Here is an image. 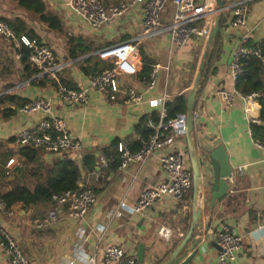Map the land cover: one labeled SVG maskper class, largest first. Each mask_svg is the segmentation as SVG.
<instances>
[{
    "label": "crops",
    "instance_id": "crops-1",
    "mask_svg": "<svg viewBox=\"0 0 264 264\" xmlns=\"http://www.w3.org/2000/svg\"><path fill=\"white\" fill-rule=\"evenodd\" d=\"M38 1L44 7L42 14L23 7L20 0H0V21L11 26L17 36L46 44L58 66L51 74L39 73L29 63L17 59L14 50L0 38V189L7 192L11 185H19L33 190L56 162L69 158L81 167L83 158L90 156L95 160L94 170H82L78 187L89 184L97 201L80 219H68L65 210L51 202L36 206L19 203L9 208L11 216L0 212V226L11 235L30 264H83L79 252L92 256L96 264H105L103 252L111 246L135 256L138 264H161L189 231L192 193H188L182 203L165 199L134 214L129 208L139 195L165 179L160 154L120 171L109 167L102 152L114 142L125 143L130 151L138 150L144 141L146 123L158 119L166 104L181 97L187 106L199 64L213 47L206 52L207 38H195L177 49L167 34L138 40L142 31L139 5L131 6L106 25L93 28L77 14L71 0ZM99 1L105 7L129 2ZM212 1L217 6L216 0ZM222 1L224 7H228L238 0ZM249 7L246 23L241 28L230 25V10L223 12L217 50L213 58L210 55L196 96L194 112H200V118L194 121L195 128L212 138H220L232 177L226 180L227 196L215 202L212 209L209 208L210 197L200 198L202 239L188 264H216L219 250L211 243L216 244L223 224L234 228L241 237L235 264H264V151L254 146L244 102L236 98L232 106L227 107L217 95L221 90L236 91L230 63L240 38L247 36L250 45L264 41V0H252ZM173 13L168 0L160 23L169 24ZM116 45L132 50L138 61L133 68L122 66L117 81L121 88L141 94V104L125 105L123 94L110 103L104 95L94 91H89L86 107L57 98L58 85L87 90L90 78L111 64V57L103 54V50ZM152 65H159L160 69L156 87L147 92L142 81ZM38 98L49 100L54 116L64 121L69 134L81 144L82 157L49 154L14 143L20 131L40 118L39 114L21 116L18 109ZM255 103L259 116V105ZM174 148L184 154L189 163L185 137L176 138ZM10 159L14 160V165L10 167L9 176H5V164ZM121 203L126 210L118 221L114 214ZM50 211L56 213V221L37 228ZM161 227L170 230L168 240L157 235ZM80 232L81 238L78 237ZM0 264H5L2 251Z\"/></svg>",
    "mask_w": 264,
    "mask_h": 264
},
{
    "label": "built area",
    "instance_id": "built-area-1",
    "mask_svg": "<svg viewBox=\"0 0 264 264\" xmlns=\"http://www.w3.org/2000/svg\"><path fill=\"white\" fill-rule=\"evenodd\" d=\"M252 0H238L224 7V11H231L230 25L233 28H241L245 25L250 11L249 4ZM77 14L93 28H100L115 18L121 17L134 5L142 8V31L138 40H145L160 34H167L169 40L177 49L185 47L195 38H207L214 18L217 6L212 0H170L174 13L169 24L162 25L160 16L166 7L168 0H129L116 5L105 7L99 0H71ZM223 11V12H224ZM0 38L14 50L17 59H21L23 49L27 51L28 63L39 73L51 74L58 68L50 48L36 39L25 36H17L9 25L0 21ZM103 54L111 57L110 66L100 73L95 74L89 80L87 90H75L63 85H58L55 94L58 99L67 104H78L86 107L89 104V91L104 95L108 102L117 101L120 94L124 95V104L136 106L142 103L141 94L133 89L120 87L117 77L122 66L136 67L138 61L132 50L121 45L112 46L103 50ZM255 58L264 64V57L258 45H250L247 36L240 38L238 48L235 50L230 63V76L235 81L242 73V61ZM159 65L149 66L147 76L142 85L145 91H152L157 84ZM217 95L227 107L232 106L236 98H240L244 104V113L250 124L259 123L258 107L256 106V94L244 96L237 91H218ZM21 116L39 114L40 118L30 127L20 131L14 137V143L20 147L40 150L49 154H76L83 156L81 144L73 138L64 121L52 112L49 100L38 98L28 102L18 109ZM148 127L153 133L144 141L138 150L130 151L128 146L119 142L117 152L120 163L118 170L122 171L132 163L143 162L154 154H160L159 163L165 179L152 188L143 191L130 209L134 214H140L159 201L169 199L172 202L182 203L185 196L192 189V171L184 154L174 148L176 138H184L186 132V114H178L174 119L166 121V111L163 108L157 122L148 121ZM251 134V130H250ZM254 146L264 151V145L254 142ZM102 164L105 162L102 160ZM14 160L10 159L5 164L4 175L9 176L10 167ZM238 172H241L239 169ZM109 179V178H107ZM97 195L89 184H84L77 190H70L51 197V203L65 210L68 219L83 218L90 208L96 203ZM126 206L120 204L114 214L115 220L123 218ZM0 212L11 216L12 212L6 208L0 199ZM56 221V213L50 211L37 228H42L46 223ZM157 235L168 240L171 232L161 227ZM82 237V233H78ZM216 244L219 248L216 264H235L236 254L241 249V237L231 226L223 224L217 234ZM0 251H2L5 264H30L11 235L0 226ZM83 264H96L92 256L78 253ZM105 264H138L136 257L128 254L122 248L111 246L103 252Z\"/></svg>",
    "mask_w": 264,
    "mask_h": 264
},
{
    "label": "water",
    "instance_id": "water-1",
    "mask_svg": "<svg viewBox=\"0 0 264 264\" xmlns=\"http://www.w3.org/2000/svg\"><path fill=\"white\" fill-rule=\"evenodd\" d=\"M217 13L214 18L210 33L207 37L206 52L216 43L220 28V21L224 11L222 0H216ZM211 59L210 54H204L196 73L192 89L187 96L186 106V132L187 157L192 171V213L191 225L187 235L181 243L166 257L161 264H188L198 251L202 237V206L200 198L210 197L209 208L215 202L223 200L228 193L227 179L232 177V168L228 156L219 137L212 138L195 128L194 121L200 118V112H194L196 96L200 81L206 73L205 66ZM211 240V238H209ZM217 250L216 244L211 243ZM139 261L142 256L139 252Z\"/></svg>",
    "mask_w": 264,
    "mask_h": 264
},
{
    "label": "trees",
    "instance_id": "trees-1",
    "mask_svg": "<svg viewBox=\"0 0 264 264\" xmlns=\"http://www.w3.org/2000/svg\"><path fill=\"white\" fill-rule=\"evenodd\" d=\"M20 4L39 14H42L44 11L43 5L38 0H20ZM45 20L47 21V19ZM9 27L11 28V26ZM15 34L18 35L17 33ZM217 43L218 36L212 51H210L212 58L217 50ZM258 47L264 57V41L261 42ZM26 53L27 51L23 49L24 56L21 58V61L28 64L25 56ZM241 64L242 73L234 81L235 90L244 96H249L251 94L257 95L256 101L259 105V123L250 124V130L252 139L264 145V64L255 58L243 60ZM164 107L166 111V121H168L174 119L178 114L186 112V100L181 97L176 98L172 103H168ZM154 122H157V119H155ZM145 131L144 140L153 133V130L148 127ZM118 143L119 142L112 143L102 152L111 169L117 168L120 163L119 154L117 152ZM94 167L95 160L90 156L83 158L81 167H78L69 158H63L54 164L42 181L37 182L33 190L19 185H11V188L7 192H3L0 189V199L8 209L19 203L33 206L48 204L51 202V197L54 194L77 190L79 188L78 184L81 179L82 170L93 171ZM189 193H192V189Z\"/></svg>",
    "mask_w": 264,
    "mask_h": 264
}]
</instances>
